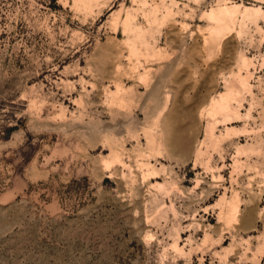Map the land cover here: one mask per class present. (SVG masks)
<instances>
[{"label":"rangeland","instance_id":"rangeland-1","mask_svg":"<svg viewBox=\"0 0 264 264\" xmlns=\"http://www.w3.org/2000/svg\"><path fill=\"white\" fill-rule=\"evenodd\" d=\"M0 264H264V0H0Z\"/></svg>","mask_w":264,"mask_h":264},{"label":"bare ground","instance_id":"bare-ground-1","mask_svg":"<svg viewBox=\"0 0 264 264\" xmlns=\"http://www.w3.org/2000/svg\"><path fill=\"white\" fill-rule=\"evenodd\" d=\"M230 8L231 7H228V8L227 7H223L218 12L210 13V17L214 18V19H216L218 21L217 24L219 25V27H221V26L223 27V25L227 24V20L226 19H228V16H229L228 13L232 11V9H230ZM249 8L250 7H246V11H248ZM228 9L231 10V11H228ZM246 11L244 9V12H246ZM242 82L244 84V81H242ZM211 106H212L211 109H212L213 113L219 114V115L221 114L225 118L229 115L230 112H232V109H231L230 104H229L228 95H224L223 93H221L219 95V99H215V100L212 101Z\"/></svg>","mask_w":264,"mask_h":264}]
</instances>
